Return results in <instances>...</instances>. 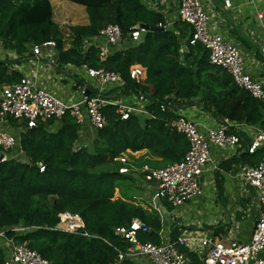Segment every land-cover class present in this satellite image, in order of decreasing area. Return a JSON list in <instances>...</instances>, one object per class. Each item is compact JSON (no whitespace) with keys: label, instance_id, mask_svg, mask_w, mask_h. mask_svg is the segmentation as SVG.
Returning <instances> with one entry per match:
<instances>
[{"label":"trees","instance_id":"trees-1","mask_svg":"<svg viewBox=\"0 0 264 264\" xmlns=\"http://www.w3.org/2000/svg\"><path fill=\"white\" fill-rule=\"evenodd\" d=\"M69 1L85 7L89 22L69 27L72 39L70 47L65 48L63 31L54 20L50 0H0V40L5 49L19 56L15 61L0 60V88L20 81L21 72L11 64L19 65L33 44L55 40L60 65H88L119 73L124 80L119 94L145 92L151 102L148 109L153 114L152 117L132 114L123 120L116 107L108 106L103 111L106 123L103 128L92 126L95 130L88 135L92 138L88 146L79 143L86 132L85 125L70 116L32 128L26 121L19 124L12 120L21 132L18 146L7 152V159L0 163V226L7 229V235L16 243L36 250L50 264H137L129 258L119 259V250H127L129 244L115 233L116 229L137 218L151 229L140 234V241L160 243L158 231L163 227L162 219L115 196L121 181L137 183L132 176L119 172L121 164L117 159L146 151L166 166L181 161L189 148L186 137L168 126L175 115L161 111L160 103L168 102L169 98L178 108L196 103L217 120L228 119L262 130L264 106L238 87L225 69L213 65L202 44H190L192 27L182 20L166 26L164 31H144L139 42L112 50L102 61L95 46L85 48L87 40L112 24L121 28L124 38L136 25L165 26L164 15L149 9L144 0ZM181 40L187 46L186 51H181ZM134 65L145 68L143 84H136L130 77ZM77 84L82 85L83 80L78 79ZM241 137L242 144L250 143L245 134L241 133ZM263 156L264 145L253 154L247 151L238 154L222 166L226 163L229 169L239 162L256 166ZM148 164L159 167L155 162ZM216 180L220 186L221 180L218 177ZM218 192L227 205L222 189ZM65 211L82 218L84 227L80 233L56 229L59 214ZM14 227L28 229L15 232ZM212 228L215 235L225 234L228 224L219 223ZM181 231L175 228L171 237H178ZM180 250L191 264H203L195 252L184 246ZM4 259L5 253L0 248V264Z\"/></svg>","mask_w":264,"mask_h":264},{"label":"built area","instance_id":"built-area-1","mask_svg":"<svg viewBox=\"0 0 264 264\" xmlns=\"http://www.w3.org/2000/svg\"><path fill=\"white\" fill-rule=\"evenodd\" d=\"M144 1L149 9L162 13H164V5L177 4L180 19L192 27L190 44H202L209 54L210 62L225 69L238 87L248 91L264 106V83L247 71L246 57L240 46L214 31L211 26L212 14L206 10L202 0ZM232 7V0H224V10ZM259 18H262V15H259ZM143 32V29H134L127 38H124L121 28L112 24L101 30L98 36L87 40L84 46L86 49L95 46L99 50L100 59L105 61L112 50L127 48L139 42ZM70 33V29L67 32L63 31L66 48L70 47L72 39ZM56 47L55 40L33 44L27 56L30 55L37 61L41 58L54 61ZM4 51L14 53L5 49L0 40V56H4ZM72 67L82 74L80 80H83V84L78 85L75 81L72 84L74 90L66 92L65 97L56 95L48 88L38 85L34 77L25 75L19 82L0 88V151L2 152L0 163L7 159V152L18 146L19 139L10 131L12 120L20 123L26 121L28 127L32 128L40 123L50 120L59 121L65 116H70L81 126L90 124L95 128H103L106 123L103 111L108 106L116 107L117 113L123 120L129 119L132 114L152 117L153 113L148 109L151 102L145 92L119 94L120 88L124 86L123 77L119 73L88 65ZM145 76V68L141 65L130 68V77L136 84H143ZM159 108L161 111L175 115L168 122V126L188 140L189 148L183 159L161 168L151 167L147 163L137 167L134 160L126 154L120 156L117 161L121 164L119 168L121 174L132 176L138 183L143 182L151 189L159 209L163 212L167 210L166 205L173 209L179 208L202 196L204 174L209 171H221L212 159L211 145L230 149L231 152L236 153L241 147V133L245 131L250 133V143L246 145L248 153L253 154L264 145V130L260 128L231 122L228 119H214V124L201 126L194 119L186 116L172 98H169L168 102L160 103ZM40 169L43 171L44 167L41 166ZM234 171L258 195L260 214L255 221L249 242L209 236L206 235L205 230L195 225L176 238L170 237L161 229L158 231L160 243H143L139 239L140 234L148 233L151 229L141 220L133 218L128 226L119 227L115 231L129 244L127 250H119V259L129 258L135 261L147 259L151 264H191L189 257L180 250L184 246L195 252L203 264H264V156L258 165L239 163L235 165ZM83 227L84 222L78 214L68 211L59 214L56 229L80 233ZM26 229L28 228H12L15 232ZM83 233L89 235L87 232ZM0 248L5 253L2 264H50V261L36 250L25 244L16 243L7 235V229L2 226H0Z\"/></svg>","mask_w":264,"mask_h":264},{"label":"crops","instance_id":"crops-1","mask_svg":"<svg viewBox=\"0 0 264 264\" xmlns=\"http://www.w3.org/2000/svg\"><path fill=\"white\" fill-rule=\"evenodd\" d=\"M50 1L53 7L54 20L58 24L57 17L59 12L56 5L57 1L60 3H62V1ZM202 2L206 10L212 14L213 18L211 20V26L215 29L214 31L219 32L226 39L233 40L240 46L246 57L247 71L264 83V0H232L233 7L229 10H224V0H202ZM84 8L74 7L73 9L79 12H82V10L86 12ZM163 11L164 13H161L163 15L165 14L164 17L167 20L166 26H172L176 21H181L177 4L170 3L169 5H164ZM259 15H262V18H259ZM88 22L86 24H88ZM61 27L62 26H60V28ZM181 42L183 43L181 51H186L187 46L184 40H181ZM9 52L4 51V56H0V60L15 61L18 59L19 56L15 51H13L15 54L10 52V56H8ZM57 56L56 52L54 61L41 58L38 62L37 59L30 57L29 55L20 60L19 65L14 63L11 64V66L12 68L19 70L22 76L25 75L34 77L38 85L48 88L58 96L65 97L66 92L74 90L72 84L78 79H81L82 74H80L78 70H75L72 67L73 65H60ZM181 106V111L186 116L194 119L201 126L214 124V119L216 118L211 112L203 110L199 104L193 103L188 106L187 104H182ZM17 123L20 124L19 121ZM86 125L85 130L87 133L90 132L92 134V126L90 124ZM10 131L13 132L17 139L20 138V126L12 124L10 126ZM243 134L250 139L249 132L245 131ZM245 152L246 145L244 142L243 144L241 143V147L236 151V153L231 152L230 149H221L216 145H211L212 159L214 163L216 162L218 164L221 171H209L204 174L202 177L203 186L205 189L207 187L209 188V192H207L206 196H210L212 198L215 196L216 198H219L222 202L221 204L224 205V202L218 192V189L221 188L223 192L222 197L227 205H224L226 206L224 211H219V218L208 223V225L198 227L200 229L205 228L204 230L206 231V235L216 238H233L240 242H249L251 240L255 221L260 214L257 192L235 174V165L242 162L232 164L229 169L225 167L226 163L222 166L224 162L228 163L229 161H233L235 156ZM140 153L141 155H146V151H142ZM217 177L221 180L220 186L218 180H216ZM193 202H196V199L193 200ZM193 202L191 201L179 208L167 209V220L170 216H172V223L179 225V227H186V230L181 231V234L188 231L190 227L193 226L192 223L185 221V215ZM230 206L235 209L234 217H232L233 220L239 213H242V215L240 217L237 216V223H228V230L225 234L222 233L215 235L212 226H216V224L219 223L225 224L226 220L230 219L228 215H230L231 212L227 214V211L231 210L229 208ZM161 219H163L162 230L170 237L172 236V232L175 228L181 230L179 227H174L171 230L166 227L164 218L162 217ZM218 221L219 223H216ZM213 223L216 224L212 225ZM225 230L226 228L224 231ZM143 263L151 264L147 259L143 261Z\"/></svg>","mask_w":264,"mask_h":264},{"label":"rangeland","instance_id":"rangeland-1","mask_svg":"<svg viewBox=\"0 0 264 264\" xmlns=\"http://www.w3.org/2000/svg\"><path fill=\"white\" fill-rule=\"evenodd\" d=\"M60 1H62V3L57 1V5H56L59 12L57 17L58 20L57 22L60 26H62L61 28L63 31L67 32L70 26L85 25L88 22V16L84 10H82V12H79L73 9L74 7H83V6L72 3L69 0H60ZM59 124L60 123L58 122L56 126H58ZM91 129L92 131L95 130L92 127ZM90 134L91 133L90 132L87 133V131L82 134V137L80 138V142H79L82 146L90 145L92 139L91 136L88 137V135ZM126 156L135 160V165L137 167L141 166L142 164L148 163V161L155 162L159 166L156 168H161L164 167L165 165L164 161L155 160V158L151 155H148L147 152L146 155H141V153H128L126 154ZM19 158L21 159L22 157ZM149 189L150 188L147 187L143 182L136 183V181L134 180L133 181L124 180L119 183L115 196L126 203L139 205L151 213L158 214L160 217L162 216L165 220L166 227L170 228L171 230L174 227H179V225L172 223L173 222L172 216H170L169 219L167 220L168 217H166V213L168 214V211L165 210L164 213L161 209H159L158 202L153 197V193L151 189L150 190ZM207 192H209L208 187L206 189L204 188V194L202 197H198V199L196 198V202L192 201L193 203H191L185 215L186 217L185 221L192 223L193 226L208 225V223L213 222L215 219L220 217L219 215L220 210L224 211L225 210L224 208H226V206L221 204L222 202L220 201L219 198H216L215 196L213 198L210 196H206ZM229 208L231 210L227 211L228 212L227 214L231 212V214L228 215L230 219H227L225 224L228 223L230 224V222L237 223V216L234 220L232 219V217H234L235 209H233L231 206ZM216 223H219V221ZM215 224L213 223L212 225ZM179 228H181V230L184 231L186 230L185 226ZM204 229L205 228H201V230ZM145 260L146 259H139V261L136 262L137 264H141V263L144 264L143 261Z\"/></svg>","mask_w":264,"mask_h":264},{"label":"water","instance_id":"water-1","mask_svg":"<svg viewBox=\"0 0 264 264\" xmlns=\"http://www.w3.org/2000/svg\"><path fill=\"white\" fill-rule=\"evenodd\" d=\"M135 29H143L145 32L146 31H164L165 27L163 26H156V27H150L149 25L146 24H141V25H136Z\"/></svg>","mask_w":264,"mask_h":264}]
</instances>
